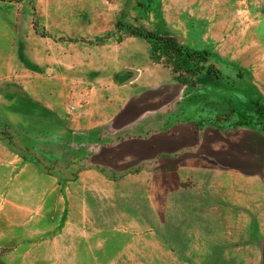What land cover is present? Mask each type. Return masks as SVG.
I'll use <instances>...</instances> for the list:
<instances>
[{"label": "rangeland", "instance_id": "374dc122", "mask_svg": "<svg viewBox=\"0 0 264 264\" xmlns=\"http://www.w3.org/2000/svg\"><path fill=\"white\" fill-rule=\"evenodd\" d=\"M0 24L19 57L30 42L8 72L37 76L23 125L0 85V264H264V0H0ZM130 26L197 55L144 39L155 90L129 107L155 110L79 139L54 50Z\"/></svg>", "mask_w": 264, "mask_h": 264}, {"label": "crops", "instance_id": "0c3cea01", "mask_svg": "<svg viewBox=\"0 0 264 264\" xmlns=\"http://www.w3.org/2000/svg\"><path fill=\"white\" fill-rule=\"evenodd\" d=\"M34 30L31 28L33 34H35ZM21 33L27 35L28 31ZM12 35L13 33L6 27H0V40H7ZM68 36L73 40L69 39V47L63 48L65 54L62 53L61 57L57 54V49L54 50L55 67L52 68L53 71H50L48 77L51 78L49 79L51 84L58 87L60 95H65L66 91L71 90L79 93L80 97L75 104H72L71 109L75 110L71 125L79 139L90 140L101 137L105 129L110 126L121 128L126 123V116H138L155 110V107L145 108L140 103L129 107V102L134 100V97L139 99L141 94L155 90L154 86L152 87L154 82L150 75L156 65L151 66L149 44L143 38L135 36L119 42L110 40L99 44L94 43L93 49L89 50L76 44L75 29H70ZM48 40L54 44V40L50 37ZM90 43L92 45L93 42ZM29 44L26 36L25 54L27 56L19 57L18 50L14 46H7V43L0 42V60L11 62L5 65L6 73L0 74V85L8 87L7 92H17L21 101L14 103V100H5L4 109L10 118L12 109L18 108L21 125L26 123L23 119V109L27 112L28 95L31 92H37L33 85L37 76L33 75L30 79L27 65L25 67L21 65V69L15 74L12 71L8 72L7 68L13 65L12 61L28 59ZM34 49L32 48L31 54H34ZM51 49H54L52 44ZM80 84L91 87L82 89L83 92H81ZM23 99L26 105L23 104ZM196 135L194 129L190 127L185 131L184 138L192 142ZM213 242L220 246L226 243L215 239ZM227 243H231V240L229 239Z\"/></svg>", "mask_w": 264, "mask_h": 264}, {"label": "trees", "instance_id": "16d2710c", "mask_svg": "<svg viewBox=\"0 0 264 264\" xmlns=\"http://www.w3.org/2000/svg\"><path fill=\"white\" fill-rule=\"evenodd\" d=\"M121 24H118V26ZM131 33L136 36V37H141L146 40H154L162 45H166L172 48H175L180 55H182L184 58L190 59L194 55H197L195 52H189V51H184L181 49V47L178 44V41L174 37H162L154 34L153 32H150L144 28L141 27H129ZM97 41V40H96ZM205 60V59H204Z\"/></svg>", "mask_w": 264, "mask_h": 264}, {"label": "built area", "instance_id": "2783aa9c", "mask_svg": "<svg viewBox=\"0 0 264 264\" xmlns=\"http://www.w3.org/2000/svg\"><path fill=\"white\" fill-rule=\"evenodd\" d=\"M73 107L71 106L70 109H72Z\"/></svg>", "mask_w": 264, "mask_h": 264}]
</instances>
